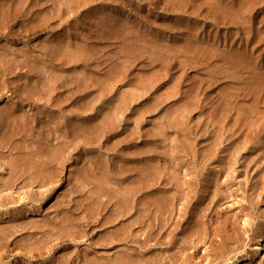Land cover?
I'll return each mask as SVG.
<instances>
[{
    "label": "rangeland",
    "instance_id": "rangeland-1",
    "mask_svg": "<svg viewBox=\"0 0 264 264\" xmlns=\"http://www.w3.org/2000/svg\"><path fill=\"white\" fill-rule=\"evenodd\" d=\"M193 1L13 5L20 12L11 8L0 28V51L25 44L43 62L30 75L23 57L13 61L6 81L28 77L31 100L2 88L0 106L27 111L16 121L26 144H66L70 158L53 181L0 166V212L13 213L0 216V264L119 254L124 264H229L255 243L264 230V0L235 24L188 15ZM78 124L86 139L72 141ZM95 189L110 200L94 205ZM110 229L121 230L117 240L105 239Z\"/></svg>",
    "mask_w": 264,
    "mask_h": 264
},
{
    "label": "bare ground",
    "instance_id": "bare-ground-1",
    "mask_svg": "<svg viewBox=\"0 0 264 264\" xmlns=\"http://www.w3.org/2000/svg\"><path fill=\"white\" fill-rule=\"evenodd\" d=\"M24 1H26V0H24ZM22 2H23V0H0V28H5V27L9 26L7 19L11 15V12H12L11 8L13 9V11L15 13L20 12V9L17 10L16 6L21 4ZM162 2H163V0H162ZM165 2H166V0H165ZM168 2H169V0H168ZM253 2H254L253 0H199V2L197 3L196 0H194L192 2V8L190 10L191 12H187V13H188V15L193 16L194 18H201V19H205V20L211 19L212 23L213 22L214 23H216V22L227 23L228 22V23H234L235 24V22L238 20L240 21L241 20L240 18H242L246 13H248V14L251 13V10L254 9V8L251 9V5L253 4ZM15 4H16V6L14 7L13 5H15ZM175 5L177 6V4H175ZM169 6H170V4H169ZM172 6L174 7V5H172ZM176 6H175V8H176ZM184 12H186V11L184 10ZM246 17H247V15H246ZM246 17L244 16V19ZM246 19H248V18H246ZM20 24L22 25L23 23H20ZM193 30L197 31L196 28H194ZM15 44L16 43L13 41L4 43L3 44V45H5L4 49H2V51H0V90L2 88H5L6 89L5 91L9 90L11 93L12 92L17 93L18 96H21V99H19V97L17 95L14 96L17 98V100H23L24 101V100H28L29 98L31 100L30 95L32 93L33 87H32V85L30 86V84L28 85V77H26V82H21L20 80H22L23 77L20 79L19 78L20 76L18 78L16 77L14 79L15 81L13 79H11V80L9 79L10 81H6L7 80L6 79V73H7V70L9 69V67L12 68L11 64L13 63V61H14L13 64H15V60L17 59V57H19V59H20V57H23L21 60H19V63H21L22 66H20V64L18 63L20 68H22L24 66H28V69H26V71L28 70L27 73L32 75L34 73L35 69L38 68V65L43 62V58H42V55L41 56H39L38 54L34 55L33 52H31V51H30V53H27V51H29V50L26 51V49L24 48V46H25L24 43H23L24 44L23 47H20V46L17 47ZM236 54H237V52H236ZM29 57H31V58L27 59ZM236 60H238V59H235V61ZM17 61H16V63H17ZM234 64H237V62ZM238 64H240V63H238ZM7 66H8V68H6ZM24 80H22V81H24ZM0 95H2V94H0ZM17 102H19V101H17ZM19 109L22 110L24 108H21V107L18 108L17 104L15 102L6 101L4 104H2L0 106V149H2V148L4 149V146L6 145L8 148V152H9L6 155H3V153L0 154V166H2V163L8 164L9 169H10L9 173L11 175H15V173L18 172V174H16L17 177L22 175V173L27 172L26 168H29V169H31V171L33 170V172L28 171L29 172L28 174L30 175L29 178H35V179L39 178V179H43V180H47V181H53L54 178L60 172L59 168H61V166L66 164V162L68 160L69 155H67V154H69V153L66 154L67 149L65 150V146H67V145L65 144L63 146V144H62L61 147L63 146L64 147V149H63V148H60L59 144H57V146H59V148L57 149V147L55 146L56 144H53L54 146L50 145L51 148H48L47 150H45L41 146L38 147L39 144L38 145L35 144L37 146L35 147V145H34V148L31 147L33 144L31 146L26 144L25 143L26 138L24 139L23 135H19L23 131L20 132L21 130L18 129L19 127H18V124L16 123V121L18 119H21L22 117L24 118L25 117L24 113H26L27 111H25V110L18 111ZM50 112H51V110H50ZM52 115L53 116L55 115L57 117V119L59 118L60 122L65 119V117L61 116L62 114L55 113L54 111L52 112ZM78 126H79V128H78ZM71 130H70L71 135H72L71 140L73 138H74V140L77 138H78L77 140H79V138H80V140H82V138H83V140H84V138L86 139V136L84 135V133H85L84 132V125H83V127H81L80 124H78L76 129L72 128ZM81 131H83L82 137L80 136ZM87 136H90V135L88 134ZM91 136H92V134H91ZM75 137H77V138H75ZM90 137H87V138H90ZM69 141H70V139H69ZM73 168H75V166ZM74 170L75 169H73V171ZM14 171H15V173H13ZM68 176H69V178L67 180H69V182H71L70 180L78 181L80 179L78 173L72 172L71 170H70ZM10 178H11V176H10ZM43 185L46 186L48 184L45 183ZM90 193H91V195L94 193H96V195H97V198H95L93 201L94 205H96L99 202L102 203L101 198L108 196L106 193H104L102 191H97L96 189L94 191L90 190ZM42 195H44V194H42ZM17 197L18 198L16 201L20 202L22 200H25L26 195H25V193L23 195H21V193H20V194H18ZM107 198L109 201L110 198L109 197H107ZM115 204H116V202H114V205ZM14 213L16 214L17 212H14ZM0 216H7V220H8V219H12L13 213L10 211V209L6 208L5 210L0 212ZM63 218H64V216L61 219H63ZM61 227H64V225H61L60 227L57 225H53L52 228H54L57 232V231L62 229ZM112 230H114V229H110L111 232L108 231L109 232L108 236L105 239H112L113 240L115 238V235H112V233H113ZM4 231H5V229L2 230V232H4ZM120 231L119 232L115 231V232H116V234H119ZM104 237H105V235H104ZM249 247H250L249 249H245V248L242 249L240 254H234L233 256L227 258L228 260H230L229 264H250L253 260H261L262 258H264V230H258L257 231L256 241H255V243H253ZM120 253H121V251H120ZM118 254H119V252H118ZM123 256L124 255L119 254L116 257L114 256L113 260H110V258H107L106 256L105 257H100V256L94 257V255H93V257H94V258L92 257L93 260L91 259L92 260L91 261L90 259H88V260H90L89 262H86L87 259L85 260V258L83 257L85 262L83 261L82 264H114V263L117 264L116 262L121 261ZM50 262H52V264H53V262L56 263L57 259L52 258V261H50ZM125 262H126V260H125ZM64 263H66L65 260H64ZM122 264H124L123 260H122Z\"/></svg>",
    "mask_w": 264,
    "mask_h": 264
}]
</instances>
